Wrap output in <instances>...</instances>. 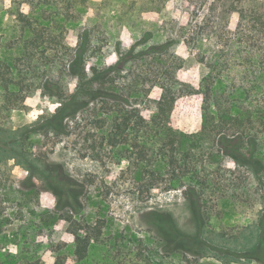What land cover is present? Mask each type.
Listing matches in <instances>:
<instances>
[{"label":"rangeland","instance_id":"obj_1","mask_svg":"<svg viewBox=\"0 0 264 264\" xmlns=\"http://www.w3.org/2000/svg\"><path fill=\"white\" fill-rule=\"evenodd\" d=\"M23 1L0 0L1 50L6 42L21 34L14 11ZM54 1L65 16L74 18L79 26L59 30L65 44L76 47L80 28L98 25L112 38L104 50L110 62L117 59V41L122 50H129L134 44L135 32L129 24L137 23L136 27L153 31L161 28L166 36H171V32L176 36L174 29L179 27L176 23L184 12L200 4V0ZM232 4L237 8L246 6L249 9L246 17L239 18L235 12L227 14L228 11L232 13ZM259 7L258 15H255V8ZM223 10L227 12L223 13ZM196 15L192 17L194 25L212 19V26L192 45L184 38L176 43L177 54L185 59L179 77L199 88L211 71L208 61L216 58L218 71L225 72L223 77L229 78L230 83L246 86L254 104H264V95L260 98L255 95L264 93V0H210ZM255 19L260 21L261 29L254 27ZM221 49L225 50L222 54L227 58L214 56ZM9 52L8 56L19 53L18 49ZM259 52L263 56L257 59ZM19 67L27 68L23 64ZM67 80V88L72 93L77 79ZM117 81L127 82L123 77ZM258 83L263 88L255 89ZM24 104L22 109H16L10 115L0 114V130L32 126L59 106V102L52 100L40 87L34 89ZM203 106L204 95L197 92L186 96L168 117L155 116L154 103L145 97L139 108L147 111L146 121L132 131L126 143L117 146L111 145L105 136L113 129L114 117L119 114L117 110L130 108L124 103L113 107L102 105V102L90 105L68 120V134L33 132L27 137L21 148L25 153L62 164L71 176L85 183L84 209L73 215L74 224L55 211L57 197L43 187L41 181H37L38 185L33 189L24 184L30 172L21 160L13 153L0 150V264H24L25 260L56 264L58 246L69 228L74 227L91 238L87 258L77 264H264L225 253L233 246L248 245L245 235L240 236L238 242L232 240L230 243L218 235L223 228L233 232L236 227L243 229L246 226V232L253 234L252 221L260 206L251 210V201L249 203L242 196L224 200L220 206L223 214H218L213 206L228 194V191L224 192L225 184L234 181L239 185L249 175L240 167L217 169L216 129L202 132ZM167 126L179 135L164 136L157 141L155 137L159 136V130L163 131ZM196 133L200 136L188 161L201 165L195 173L189 174L188 167L181 161L184 151L171 140L184 139L182 134ZM129 144L147 146L144 149L148 152L140 154L137 147H129ZM172 155L176 157L174 164L170 161ZM209 158L210 166L201 169ZM187 178L188 181L196 178L203 184L212 206L211 217L202 226L185 198V188L180 185L185 184ZM173 182L177 185L172 187ZM231 192L229 189V194ZM155 212L169 214L183 233L196 235L200 232L201 238L215 241L213 246H219L218 251H205L200 247L195 252H186L177 249L173 242L166 246V240L154 223Z\"/></svg>","mask_w":264,"mask_h":264},{"label":"trees","instance_id":"obj_2","mask_svg":"<svg viewBox=\"0 0 264 264\" xmlns=\"http://www.w3.org/2000/svg\"><path fill=\"white\" fill-rule=\"evenodd\" d=\"M209 1L200 0L199 7L194 6L191 11L184 12L182 19L176 23L179 24L174 29L176 36L172 32L171 36H166L161 28L153 31L148 28L140 29L136 27L137 23L129 24L135 32V42L129 50H122L117 41V59L110 62L104 50L112 38L102 27L94 25L80 28L77 46H67L59 33L63 28H79L75 19L67 18L54 0H24L14 11L21 34L15 40L6 42L5 47L0 49V114L10 115L14 110L22 109L37 87L52 100L59 102V106L32 126L18 130L1 129L0 150L18 157L30 172L24 184L33 189L38 185L37 181H41L43 187L57 197L55 211L74 224L73 215L84 209L82 198L86 192L85 183L71 176L62 164L25 153L21 149L24 140L33 132L68 134V120L75 118L92 104L102 102V105L113 107L124 103L130 108L122 107L117 110L119 114L114 117L113 129L105 136L111 145L117 146L121 142L126 143L132 131L146 121L147 111L139 108L143 98L147 97L154 103L155 116L168 117L186 96L202 93L204 125L201 130L206 133L207 129H216L214 144L218 148L217 169L240 167L249 175L239 185L234 181L225 184L224 192L228 191V194H224L222 201L220 199L213 206L218 214H223L221 207L224 200L231 201L241 196L249 203L251 201V210L254 211L253 207L256 205L260 206L256 219L252 221L255 227L253 234L246 232V226L243 229L236 227L237 230L234 229L233 232L223 228L218 231V235L229 243L232 240L238 242V238L245 235L248 245L241 248L233 246L225 253L230 257L240 256L248 261L264 262V104H254L246 86L230 83L229 78L223 77L225 72L218 71L216 58L208 61L211 71L199 88L183 80L178 73L184 66L185 59L177 54L176 43L184 38L188 45H192L205 35L206 29L212 26V19H204V23L197 22L194 25L192 17L197 16ZM259 10L260 7L255 8V15H258ZM230 11L232 13L227 10L222 12H235L240 18L246 17L249 9L246 6L237 8L232 4ZM254 27L261 29L260 21L255 19ZM14 49H18V55L8 56L9 51ZM222 52L225 50H219L214 56L227 58ZM262 56L259 52L255 58ZM20 64L27 67V70L21 69ZM120 77L127 82H118ZM69 78L77 79L76 89L72 93L67 88ZM259 85H255V89L262 87ZM255 95L260 98L264 93ZM176 135L179 134L174 133L171 126H167L163 131L159 130V136L155 138L159 141L164 136L170 138ZM182 135L184 139L178 140L176 137L171 143L179 144V150L184 151L181 159L183 165L188 167L189 174L195 173L201 164H194L188 159L200 135ZM129 145L137 147L140 154L148 152L144 149L147 146L143 148L137 144ZM170 161L174 164L176 157L172 155ZM211 162L209 158L201 169L210 166ZM188 179L185 180L187 182L184 181L185 184L182 182L180 185L185 188V198L190 202L191 209L202 226L211 217L212 206L203 184L196 178L193 181ZM171 185L173 187L177 184L173 182ZM229 189L232 191L230 194ZM153 216L161 237L166 240V246L173 242L177 249L186 252H195L200 247L205 251H218L219 246H213L215 241L201 238L200 232L191 235L180 231L169 214L155 212ZM90 244L91 238L88 235L78 228H69L58 246L56 264H77L84 261L89 254ZM24 264L43 262L25 260Z\"/></svg>","mask_w":264,"mask_h":264},{"label":"clouds","instance_id":"obj_3","mask_svg":"<svg viewBox=\"0 0 264 264\" xmlns=\"http://www.w3.org/2000/svg\"><path fill=\"white\" fill-rule=\"evenodd\" d=\"M25 11H27V9H25Z\"/></svg>","mask_w":264,"mask_h":264}]
</instances>
